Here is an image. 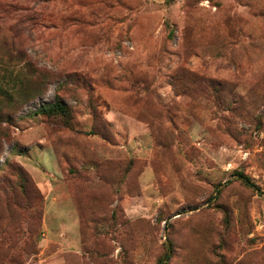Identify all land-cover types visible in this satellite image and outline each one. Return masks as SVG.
<instances>
[{"label": "rangeland", "instance_id": "obj_1", "mask_svg": "<svg viewBox=\"0 0 264 264\" xmlns=\"http://www.w3.org/2000/svg\"><path fill=\"white\" fill-rule=\"evenodd\" d=\"M6 63L0 264H264V0H0Z\"/></svg>", "mask_w": 264, "mask_h": 264}, {"label": "trees", "instance_id": "obj_2", "mask_svg": "<svg viewBox=\"0 0 264 264\" xmlns=\"http://www.w3.org/2000/svg\"><path fill=\"white\" fill-rule=\"evenodd\" d=\"M3 69L8 70L2 75L0 81V112L2 109L16 110L20 109L24 104L30 103L38 96L42 95L45 87V81L42 80L38 84H34L30 79L24 80L18 75L13 74V67L9 63L3 64ZM34 115L44 117H59L65 120L68 128L71 125V111L68 105L59 96L53 101L40 104L33 112ZM240 181L248 188L259 191L256 183L242 171L237 173ZM167 254L164 255L166 257ZM158 264H166L163 259L159 260Z\"/></svg>", "mask_w": 264, "mask_h": 264}]
</instances>
